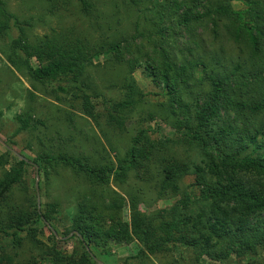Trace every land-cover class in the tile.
Returning <instances> with one entry per match:
<instances>
[{"label":"trees","instance_id":"1","mask_svg":"<svg viewBox=\"0 0 264 264\" xmlns=\"http://www.w3.org/2000/svg\"><path fill=\"white\" fill-rule=\"evenodd\" d=\"M121 1L136 11L131 35L31 41L32 20H20L0 0V51L9 65L34 91L129 138L123 151L100 158L62 150L41 152L31 164L0 154V264H97L93 248L106 253L111 243L132 242L140 245L133 258L144 264H223L231 255L264 252V0H238L242 9L233 7L237 0ZM79 2L92 20L95 3ZM11 25L18 35L1 45ZM100 55L124 67L112 85L116 97L99 92L88 74ZM138 67L158 92L139 87ZM15 119L17 135L31 128L33 115ZM156 119L176 136L153 138L145 125ZM179 147L199 160L179 154ZM35 166L46 178L50 169L67 168L84 185L67 230L76 234L65 239H76L70 252L58 248L54 233L60 204L38 208L27 179ZM171 198L168 207L141 209ZM41 226L49 243L39 237ZM179 248L189 253L183 262L174 255Z\"/></svg>","mask_w":264,"mask_h":264},{"label":"rangeland","instance_id":"2","mask_svg":"<svg viewBox=\"0 0 264 264\" xmlns=\"http://www.w3.org/2000/svg\"><path fill=\"white\" fill-rule=\"evenodd\" d=\"M91 1L95 3L97 9L98 14L94 13L96 20L84 16L79 0H5L9 11L20 20H32L33 27L27 29V35L31 41L44 35L71 36L84 33L96 40L102 36L133 34V22L136 15L134 9L127 8L121 0ZM232 5L235 9L244 7L238 0L233 1ZM17 35V28L11 25L8 36L1 42V45L10 42ZM203 35L207 39V49H213L211 41L208 40V31ZM32 63L36 65L34 60ZM123 72L124 67H114L107 55L94 58L93 65L88 69L92 82L106 97H116L117 87L112 85L118 84ZM134 77L139 87L145 92H158L159 89L154 86L143 67H138L135 70ZM31 91L35 94L33 97L30 95ZM156 99L157 97H151L153 101ZM97 109L102 110V106L98 105ZM25 112H30L33 115L31 128L14 135L19 126L15 118ZM103 125L102 122L100 128L92 120L81 115L77 109L54 101L43 95L39 89L34 91L32 83L24 75L16 72L0 51V154L8 151L12 160L21 155L33 163V160L41 152L64 150L68 153L87 154L100 158L103 155L106 156V153L112 156V149L118 152L123 151L128 144V136L113 134ZM145 126L149 127L153 138L176 136L175 130L168 123L159 119L151 121ZM175 150L181 155L185 154L196 161L199 160L194 150L180 147ZM2 171L0 167V175ZM27 179L31 190H34L36 171L32 167L28 168ZM191 182L192 177H188L184 184L188 185ZM83 186V183L64 167L50 169L48 178L43 172L38 176L40 204L49 201H56L60 204L55 222V234L59 241L58 248L61 250L70 252L77 244L75 238L67 241L65 239L74 235L66 238L70 233H67V230H70L71 227V215L76 204V190ZM175 200V198L159 200L150 208L141 205V209L149 212L155 208L168 207ZM123 215L125 220L129 219L128 207L124 208ZM41 230L39 237L49 243L48 228L41 226ZM139 248L140 245L137 242L111 243L109 252L104 253L98 248H93L92 252L101 261V264H144L133 258ZM174 255L183 262L188 258L189 253L185 249L179 248L174 251ZM205 260L208 262L207 259ZM153 261L158 262L157 259H153ZM145 264L149 263L145 262ZM223 264H264V252L259 251L257 255L247 256L243 259H237L231 255Z\"/></svg>","mask_w":264,"mask_h":264},{"label":"water","instance_id":"3","mask_svg":"<svg viewBox=\"0 0 264 264\" xmlns=\"http://www.w3.org/2000/svg\"><path fill=\"white\" fill-rule=\"evenodd\" d=\"M18 157L27 160L25 157H23V156H21V155H18ZM27 161H28L29 163L32 164L31 161H29V160H27ZM35 168H36L35 190H36V192H37V204H38V208H39V207H40L39 194H38V176H39V174H38V168H37V166H35ZM54 233H55V231H54ZM73 234H76V232H75V231L70 232V233L66 236V238L71 237ZM95 260H96L97 264H101V261H100V260H98L97 258H95Z\"/></svg>","mask_w":264,"mask_h":264}]
</instances>
